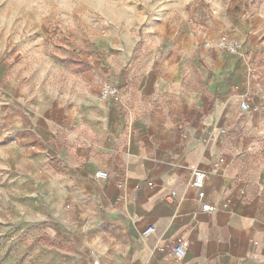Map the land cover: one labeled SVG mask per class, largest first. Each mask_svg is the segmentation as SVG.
<instances>
[{
    "label": "crops",
    "instance_id": "0c3cea01",
    "mask_svg": "<svg viewBox=\"0 0 264 264\" xmlns=\"http://www.w3.org/2000/svg\"><path fill=\"white\" fill-rule=\"evenodd\" d=\"M125 13L126 24L90 37L99 56L82 74L66 70L69 88L56 85L63 68L42 28L25 29L34 38L0 64V188L16 222L72 240L81 264H149L179 238L176 259L159 264H264V104L239 107L258 79L239 58L199 52L167 8ZM142 46L148 57L132 56ZM106 82L119 99H101ZM194 171L218 212H203Z\"/></svg>",
    "mask_w": 264,
    "mask_h": 264
},
{
    "label": "rangeland",
    "instance_id": "374dc122",
    "mask_svg": "<svg viewBox=\"0 0 264 264\" xmlns=\"http://www.w3.org/2000/svg\"><path fill=\"white\" fill-rule=\"evenodd\" d=\"M162 8L170 11L173 25L196 34L199 52L205 51L204 43L224 36L240 40L246 56L253 55L257 66L253 92L260 101V91L264 92V0H0V64L17 56L19 43L34 38L25 29L42 28L47 54L57 58L63 68L56 85L69 88L66 70L74 68L76 74H82L92 68L89 60L99 56L88 46L90 37L106 36L104 30L119 22L126 24L125 12ZM117 39L122 40L120 35ZM144 47L135 49L132 56L146 59ZM111 53L119 58L117 49L103 54ZM8 199L0 188V264H81V254L72 240L51 242L44 233L23 231L22 221L16 222L19 211L8 207Z\"/></svg>",
    "mask_w": 264,
    "mask_h": 264
},
{
    "label": "built area",
    "instance_id": "2783aa9c",
    "mask_svg": "<svg viewBox=\"0 0 264 264\" xmlns=\"http://www.w3.org/2000/svg\"><path fill=\"white\" fill-rule=\"evenodd\" d=\"M204 49L208 51H213L216 53L226 54L231 57H236L241 59L244 63L248 66V75L249 80H257L258 73L256 68L253 64L248 61V57L246 56V52L244 50V44L232 37H221L215 41H209L204 43ZM120 97V89L111 82H106L101 90V99L103 101H108L111 99L117 100ZM259 102L256 101V97L254 92L246 90L242 95L241 101L239 103L240 110L244 113H253L257 114L263 110L264 104V94H260L258 96ZM213 141V138L208 137L206 140V144H210ZM225 163L224 158H220L219 161L216 163L215 168H220ZM95 178L97 180H106L108 178V174L104 171H99L96 173ZM205 183H206V174L201 171H194L193 173V181L192 186L198 192L199 198L202 200V210L206 213H215L218 212V207L214 204L204 202L206 198L205 192ZM175 193H172L169 196V200H173L175 197ZM154 232L153 228H149L143 232V238L150 237ZM183 239L179 238L168 247H158L155 250V257L156 260L152 261L149 264H159V260H164L167 262H172L176 259V254L179 250V247L182 245ZM94 264H100L99 262H95Z\"/></svg>",
    "mask_w": 264,
    "mask_h": 264
}]
</instances>
